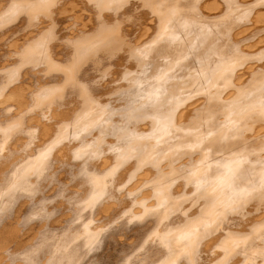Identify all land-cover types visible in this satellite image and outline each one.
I'll return each instance as SVG.
<instances>
[{
	"label": "bare ground",
	"instance_id": "6f19581e",
	"mask_svg": "<svg viewBox=\"0 0 264 264\" xmlns=\"http://www.w3.org/2000/svg\"><path fill=\"white\" fill-rule=\"evenodd\" d=\"M0 50V264H264V0H0Z\"/></svg>",
	"mask_w": 264,
	"mask_h": 264
},
{
	"label": "rangeland",
	"instance_id": "374dc122",
	"mask_svg": "<svg viewBox=\"0 0 264 264\" xmlns=\"http://www.w3.org/2000/svg\"><path fill=\"white\" fill-rule=\"evenodd\" d=\"M4 53H5V51H3ZM1 53V50H0V55H1V57H2V55L4 54V53ZM4 114V115H3ZM2 114V116H3V119L5 118H7V117H9V115H7V114H5V113H3ZM5 116H7V117H5ZM73 166V165H72ZM70 167V168H69ZM69 167H60V168H57L58 170H57V173H58V171H59V174H58V177H57V180L56 181H54V182H52V185L51 184H49L48 185V187H50L48 190H46V192H45V194H43V196H46V197H59V198H57V199H60V200H64V202L66 201L65 199H61V197H66V195H71V194H65L64 196H62V194L64 193V191H67V190H69V188H68V186H65V184L67 183V184H69L70 183V180H69V178H70V176L71 175H69V174H71V173H73V167H71V165L69 166ZM66 170V171H65ZM166 171H168V172H170L171 171V168L169 169H166ZM63 177V178H60V177ZM67 176H69V177H67ZM65 178H67V181H64V179ZM59 179V180H58ZM62 181V182H61ZM55 184V185H54ZM53 187H54V189H53ZM67 188V190H65V189ZM53 189V190H52ZM63 189H64V191H63ZM62 193V194H61ZM61 196H60V195ZM59 195V196H58ZM42 196H40V198H41ZM57 199L52 203V205H54V203H55V205L54 206H56V203L58 202V201H60V200H58L57 201ZM40 200V199H39ZM65 203H67V202H65ZM53 206V207H54ZM69 207H67L69 210H70V205H68ZM56 209H59V207H57L56 206ZM55 209V210H56ZM61 209V208H60ZM59 209V214L61 213V210ZM66 211H68L67 209H66ZM58 214V213H57ZM73 214V213H72ZM71 217V215L69 216V217H67V219H69ZM66 219V220H67ZM62 225H64V223L62 224ZM116 226H120V224L119 223H117L116 224ZM145 226V228H146V225H144ZM140 228H143V225H142V227L140 226ZM139 227H136V228H133L129 233H127V235H128V237H126V235H124V234H122L123 235V237H124V240H121L120 242L118 241V243L119 244H115L114 242H111L110 241V243H108V245H107V249H105L103 252H104V254L105 255H109V254H111L112 255V253H113V255H112V257H116L115 259H118V257H119V254L121 253V251L122 250H124L125 248H127L128 247V245H131L134 241H135V238L137 239V237H138V235L137 234H133V233H135V232H138V231H141V229H140ZM136 229H138L137 231H136ZM140 229V230H139ZM142 230H144V229H142ZM114 234H112V236H113ZM136 235H137V237H136ZM111 236V238L113 239L114 238V241H117V240H115V239H117V237H118V234H115V236H113L112 237ZM116 237V238H115ZM130 237V238H129ZM111 238H109L110 240H111ZM132 239V240H131ZM124 241V242H123ZM111 243H113V244H111ZM116 246V247H115ZM108 247L110 248L109 250H108ZM115 247V248H114ZM116 248H118V249H116ZM122 248V249H121ZM113 249H115L114 251H116V250H119V251H116V253H114V252H112L113 251ZM119 252V253H118ZM117 254V255H116ZM112 259L111 258V262H113V261H116L115 259ZM10 264V263H9ZM11 264H15V263H11Z\"/></svg>",
	"mask_w": 264,
	"mask_h": 264
}]
</instances>
